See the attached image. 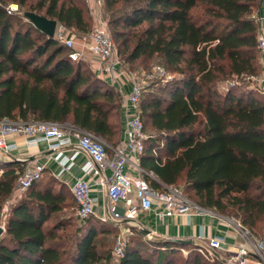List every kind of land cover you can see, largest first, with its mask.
<instances>
[{"label": "trees", "instance_id": "obj_1", "mask_svg": "<svg viewBox=\"0 0 264 264\" xmlns=\"http://www.w3.org/2000/svg\"><path fill=\"white\" fill-rule=\"evenodd\" d=\"M101 1L120 63L159 60L171 74L139 97L147 128L138 157L142 176L154 189L181 183L194 203L259 236L264 98L252 83L261 69V0ZM9 3L80 36L93 26L85 0H0V119L72 125L115 147L121 94L84 61L71 60L56 37L8 13ZM1 167L0 214L23 163ZM39 181L10 204L3 222L0 215V264H109L118 223L94 215L77 223L75 198L54 191L52 176ZM199 247L147 240L132 228L119 264H222Z\"/></svg>", "mask_w": 264, "mask_h": 264}, {"label": "built area", "instance_id": "obj_2", "mask_svg": "<svg viewBox=\"0 0 264 264\" xmlns=\"http://www.w3.org/2000/svg\"><path fill=\"white\" fill-rule=\"evenodd\" d=\"M89 13L93 19L91 31L79 36L82 40L76 44L74 37L70 36L69 29L57 24L54 37L62 42L69 49L68 56L73 61L86 62L88 54L96 56L99 60L98 70L103 75L115 79L118 74L120 60L112 37L107 29L106 21L99 13L100 0H85ZM259 20L264 19V0L260 4ZM17 4L9 3L5 9L8 13L17 10ZM257 48L260 59L264 58V35L257 34ZM155 76L170 78V75L157 66L141 78L133 75L132 88L129 93L122 94L121 107L126 116L124 126V142L116 147L112 154H108L107 144L102 139L90 132L81 130L72 125L63 126L53 121L22 122L7 118L0 119V153L7 154L17 147L15 142H7L9 135L24 137V144L27 148L36 146L44 141L48 147L57 152V159L62 149L74 144L76 153L83 152L87 161L83 166L84 174L90 172L102 173L108 170L109 174L102 177L101 183L106 188V205L102 220H109L115 223L129 222L133 220L139 211H148L155 204H161L158 215L162 217L167 214L185 213L189 209L201 211L203 208L190 201L178 186L169 185L163 189L152 188L141 173L132 175L126 170L128 155H133L136 160L143 151L144 139L146 137L143 122L139 116V97L143 90V84ZM264 96V85L256 87ZM68 160L61 161L63 169L67 168ZM139 170L141 169L137 163ZM44 168L36 160L26 161L21 174L18 177L17 185L12 195L4 202L1 210V221L8 212L10 204L26 190L33 182L41 179ZM141 172V171H140ZM71 193L77 203L76 216L79 220L94 215L93 203L96 198L90 194V185L84 177H78L71 186ZM233 220V219H231ZM238 228V245L235 250H230L225 237L219 235L207 236L203 231L197 235L202 242L198 251L210 259H220L222 264H264V227L259 236L254 235L247 228L242 227L233 220ZM129 230L120 232L112 251L113 258H119L124 251ZM147 237L152 232L145 234Z\"/></svg>", "mask_w": 264, "mask_h": 264}, {"label": "crops", "instance_id": "obj_3", "mask_svg": "<svg viewBox=\"0 0 264 264\" xmlns=\"http://www.w3.org/2000/svg\"><path fill=\"white\" fill-rule=\"evenodd\" d=\"M259 33L264 35V19L259 20ZM72 36L71 34H69ZM73 37V36H72ZM76 44L82 43L79 36L74 37ZM88 59L85 62L89 69L96 75L103 78L108 84L112 85L121 95L130 92L133 83V74L122 68L119 65L118 74L115 79L110 76L103 75L98 70L99 60L92 54L87 55ZM261 69L259 75L253 79L252 85L260 87L264 85V58L260 59ZM262 96L263 94L258 91ZM264 98V96H263ZM126 116L124 109L121 107L118 114L119 133L117 135L116 144L114 146L107 145L108 154H112L116 147H119L124 142V126ZM7 142H15L17 147L7 152V154L0 153V172L2 171L1 163L3 162H22L23 167L29 159L36 160L43 165L44 171L40 179V185L47 182L48 176L54 178V191H59L63 188L68 196L73 197L71 193V186L78 177H84L90 185V194L96 198L93 203L94 216L97 218L103 217L106 205V188L101 183L103 174L108 175L109 171L106 169L102 173L84 174L83 166L87 161V156L83 152L76 153L74 144L68 145L62 149L60 157L57 159V152L51 150L44 141L39 142L36 146L27 148L24 144V137L18 135H9ZM67 159L68 165L66 169L62 168L61 161ZM138 160L133 155H128V164L126 170L132 175L142 174V169L137 167ZM141 171V172H140ZM161 209V204H155L148 211H139L135 218L129 222H121L118 224L119 232L124 230L132 231V228L138 229L142 232L147 240L151 239H183L191 240V242L202 243L197 239L200 231L205 235H219L226 238L230 250H235L238 245V228L231 218L220 215L210 209L203 208L201 211L189 209L185 213L163 215L160 217L158 211ZM66 213L65 209L63 211ZM63 217H68V213ZM76 216V213H75ZM76 222L80 223L76 218ZM149 230L152 232L150 237H147L143 231Z\"/></svg>", "mask_w": 264, "mask_h": 264}, {"label": "rangeland", "instance_id": "obj_4", "mask_svg": "<svg viewBox=\"0 0 264 264\" xmlns=\"http://www.w3.org/2000/svg\"><path fill=\"white\" fill-rule=\"evenodd\" d=\"M101 1V0H100ZM13 4H15V3H13ZM16 5V4H15ZM22 10H19L18 8H17V10L14 12L15 14H18V15H20L21 17H23L22 16ZM99 13H100V15L103 17V14H104V10H103V3H102V1H101V4H100V6H99ZM24 18V17H23ZM70 32V34L73 36V37H77V36H80V35H78L77 33H74L72 30H69ZM121 65H122V68L123 69H125L126 71H128V72H130L131 74H133V75H135V76H138V77H142V76H144L145 75V73H147L148 71H150L151 70V68L153 67V66H157V67H160L164 72H165V74H168V75H171L170 74V72L169 71H167L166 69H165V67H164V65L159 61V60H149V61H143V62H136V63H134L133 65H129V67H125L124 65H123V63H121ZM163 79H165V78H161V77H158V76H155V77H153V78H150V79H148L147 81H145L144 82V84H143V90L147 87V86H151V84H152V89H154V90H156L158 87V85H159V81H161V80H163ZM146 130H147V128L145 129V134H146ZM180 189H181V191L183 192V194L190 200V201H192L193 202V198H192V196H191V192L190 191H188V190H185L184 189V187H183V185L181 184V183H179L178 185H177ZM232 219V218H231ZM75 225V224H74ZM74 225L73 226H71L68 230L70 231V230H72V228L74 227ZM130 233H131V231H129ZM129 233V234H130ZM128 234V235H129ZM119 235H120V232H119V230H118V232L113 236V237H111V244H110V260H109V264H119V258H113L112 256H111V251H112V248H113V246H114V244H115V242H116V240H117V238L119 237ZM255 235V234H254ZM186 252H185V250H184V252L182 251V254L184 255Z\"/></svg>", "mask_w": 264, "mask_h": 264}, {"label": "water", "instance_id": "obj_5", "mask_svg": "<svg viewBox=\"0 0 264 264\" xmlns=\"http://www.w3.org/2000/svg\"><path fill=\"white\" fill-rule=\"evenodd\" d=\"M22 16L31 22L38 30L45 33L48 37H53L54 32L57 26V20L47 18L43 15L37 14L31 11H23ZM3 228L0 226V233ZM149 230H144L143 233L146 234ZM170 241H174L180 244L190 243L191 240H183V239H171Z\"/></svg>", "mask_w": 264, "mask_h": 264}]
</instances>
